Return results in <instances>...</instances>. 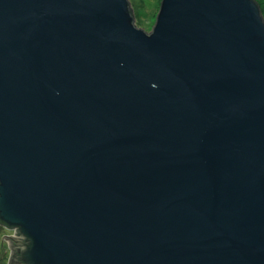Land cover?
<instances>
[{"label": "water", "instance_id": "1", "mask_svg": "<svg viewBox=\"0 0 264 264\" xmlns=\"http://www.w3.org/2000/svg\"><path fill=\"white\" fill-rule=\"evenodd\" d=\"M9 264H264L256 0H0Z\"/></svg>", "mask_w": 264, "mask_h": 264}, {"label": "rangeland", "instance_id": "2", "mask_svg": "<svg viewBox=\"0 0 264 264\" xmlns=\"http://www.w3.org/2000/svg\"><path fill=\"white\" fill-rule=\"evenodd\" d=\"M135 18V25L150 33L157 21L162 0H129ZM264 17V0H256ZM13 231L0 226V264H9L12 249L9 238L14 237Z\"/></svg>", "mask_w": 264, "mask_h": 264}, {"label": "trees", "instance_id": "3", "mask_svg": "<svg viewBox=\"0 0 264 264\" xmlns=\"http://www.w3.org/2000/svg\"><path fill=\"white\" fill-rule=\"evenodd\" d=\"M0 226L5 228V229H7V230H9V231H13V234L15 233V230L18 231V228L9 227L8 225L2 223L1 221H0Z\"/></svg>", "mask_w": 264, "mask_h": 264}, {"label": "built area", "instance_id": "4", "mask_svg": "<svg viewBox=\"0 0 264 264\" xmlns=\"http://www.w3.org/2000/svg\"><path fill=\"white\" fill-rule=\"evenodd\" d=\"M16 231H17V230H15V233H14V235L16 234Z\"/></svg>", "mask_w": 264, "mask_h": 264}]
</instances>
